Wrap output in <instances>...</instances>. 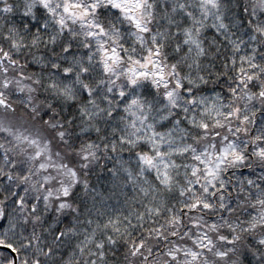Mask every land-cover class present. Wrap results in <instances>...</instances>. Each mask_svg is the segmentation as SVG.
Instances as JSON below:
<instances>
[{
  "label": "clouds",
  "instance_id": "obj_1",
  "mask_svg": "<svg viewBox=\"0 0 264 264\" xmlns=\"http://www.w3.org/2000/svg\"><path fill=\"white\" fill-rule=\"evenodd\" d=\"M0 264H264V0H0Z\"/></svg>",
  "mask_w": 264,
  "mask_h": 264
}]
</instances>
